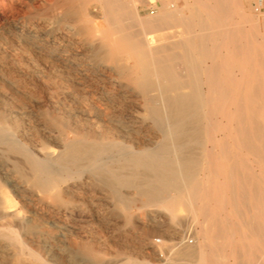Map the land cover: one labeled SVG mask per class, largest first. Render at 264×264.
Segmentation results:
<instances>
[{"label":"bare ground","instance_id":"1","mask_svg":"<svg viewBox=\"0 0 264 264\" xmlns=\"http://www.w3.org/2000/svg\"><path fill=\"white\" fill-rule=\"evenodd\" d=\"M74 1H69L72 10L86 11L89 2L93 11L100 10L108 34L102 36L103 42L92 44L90 57L113 67L129 90L110 92L105 109L98 107L94 117L87 113L96 121H85L97 129L67 120L63 127L73 137L61 147L45 136L40 137L38 148L30 147L10 132L0 112L1 153L13 155L14 169L25 179L17 188L33 215L15 214L10 200L0 198V264L9 257L13 264L23 263L25 254L42 264L38 248H52L57 239L45 223L71 218L84 188L93 191L89 193L92 200L98 189L105 190L113 210L127 209L135 197H144V205L163 209L177 225V209L183 207L200 224L195 244L186 240L174 250L184 264H264V32L259 31L257 16L245 13L240 0H193L194 7L186 6L188 0L185 7L161 0V7L146 16L125 0H82L79 5ZM129 25L134 28L130 30ZM166 29L173 30L163 35L164 42L152 34ZM128 60L133 64H127ZM235 68L241 78L236 77ZM149 136L153 139L148 140ZM242 152L257 162L258 172L251 171L250 157ZM83 251L93 256L89 264L101 263L93 247ZM145 253L151 261L153 254ZM149 260L127 256L113 264H148Z\"/></svg>","mask_w":264,"mask_h":264},{"label":"rangeland","instance_id":"2","mask_svg":"<svg viewBox=\"0 0 264 264\" xmlns=\"http://www.w3.org/2000/svg\"><path fill=\"white\" fill-rule=\"evenodd\" d=\"M69 1L70 0H65V1L64 0L63 1L61 0H57V1L56 0H0V4H1L0 5V45H1L0 46V66H1L0 67V74H1L0 75V92L2 93V94L0 93V112H3L4 116L6 117L5 123L6 122L7 123L5 124V126L8 127V129H10V132L12 134L14 133L13 135L16 137H19L20 140L23 139L22 141L26 142L32 148L33 147L38 148L40 146L41 136L48 137V139L53 142L52 144H55V146L61 147L64 140H66L67 138L70 139L73 137V134L69 133L66 127L65 128L63 127V124H67V120L76 121V124L78 126L84 127L86 125L87 129H88L87 125L95 129L96 125H94V123L92 122H95L96 120L95 118H90L89 115L94 117V114H96L98 107L101 109L102 108L105 109L110 104L108 100L106 101V99H108L109 97L110 92L111 93H115V92L122 93L126 90H129L128 87H126L127 82L124 81V79L122 81V78L119 77L117 71L114 70L113 67H111L108 64L106 65L104 63L101 64V63L95 62L94 59L90 57V51H91L92 44L95 45L97 43L103 42L102 36L108 34V26L106 25L105 20L102 17V14L100 13V10L97 9L93 11V8H92L93 4H91L92 2H89V9H87L86 11L82 10L80 7H77L74 10H72L69 7ZM81 1L82 0H75L74 3L79 5ZM125 1L129 5H132V4L136 5L137 11L141 16H146L150 14V13H147L145 9L146 7L145 0L144 1L143 0H125ZM158 1L160 4H158L157 7L160 8L161 0H158ZM174 1L178 7H185L186 5L185 4L186 0H174ZM188 1L189 2L186 6L194 7L193 0H188ZM240 2H241V7L245 11V13L250 14L253 17L257 16V19L259 21V31L264 32V0H240ZM158 8H156V10ZM236 16L237 14H235V17ZM236 18L239 19V16H237ZM246 26L249 27L247 23H246ZM132 28L134 27L132 25L131 26L129 25V29L131 30ZM176 29H178V27H176ZM9 30H11V32H8ZM31 30L34 32H32ZM171 30L173 29H166L164 31H160V32L158 31L152 34L153 36L156 37L158 41H160L161 39V42H164L165 39L163 38V35H165L167 32ZM32 33L35 36L32 35ZM14 34H15V37H14ZM118 34L119 33H114L113 35L115 36ZM31 35L33 39H31ZM24 40L26 43L22 42ZM51 43H52V46L48 45ZM41 44L43 45L40 46ZM17 53H18V56H17ZM56 61L58 63H56ZM75 64L77 65L79 64L78 65L79 68ZM127 64L132 65L133 62L131 60H128ZM46 66L47 68H45ZM37 67L38 68L40 67L39 69H41L43 72L39 70ZM81 67L84 70H82ZM90 67H91V70H90ZM66 69H67V72H66ZM74 72L76 74H74ZM238 72H239V69L235 68L234 73H236V77L241 78V74L240 72L238 74ZM37 73H39L40 75H38ZM84 78H87V79H84ZM100 81L103 83H101ZM33 84H35L36 86ZM103 85H104V88H103ZM50 86L53 88H51ZM28 90L31 92H29ZM68 92L70 94H68ZM135 92L136 91H133V93ZM16 95H17V99H15ZM78 95H81V99H80V96L78 97ZM82 99L83 101L84 100L85 101L83 102ZM12 100H14V102ZM26 100L27 102H25ZM81 105L85 107H82ZM39 106H42V107H39ZM49 108L51 110H49ZM136 108L138 109V107ZM70 110L72 111L71 113H70ZM50 112H52L53 117H56L57 120L59 121L58 125L52 122L53 120H51L50 118L51 117ZM47 114H48V117H47ZM69 115L71 117H69ZM85 118L92 120V122L90 120H88L89 122L85 121ZM27 121H29L30 123ZM40 121L42 123H40ZM32 125L33 126L36 125V126L32 127ZM136 127L137 125H135V127L133 128H136ZM18 130H19V133H17ZM60 130H63L62 136H60ZM36 131H38V133ZM64 137L65 139H63ZM151 139L153 138H150L149 136L148 140H151ZM27 141L30 143H28ZM1 151H2V145L0 144V155H1L0 156V165H1L0 166L1 167L0 168V178H1L0 179V198L1 199L7 198L10 200L12 204V207H11L12 211H14L15 214L22 216V214L24 213L23 214L24 216L26 215V216L32 217L33 215L30 212L27 199L24 197L22 193L23 191L21 189H18V188H21L19 186L20 184L24 183L23 180L25 179L21 177L18 174V172L14 169V166H13L14 159L12 157L13 155L8 157L4 155L3 153H1ZM242 154L248 155L250 157L247 160V162H249V164L255 167V168L253 167L251 171L258 172L260 169L256 167L257 165L255 163L257 162L252 158V156L246 152L245 153L242 152ZM63 184L64 183H62L60 186H62ZM86 189L84 188L85 192L81 193V195L78 196V198H76L77 203L75 202L74 204H75V207L77 208L74 209L75 211L73 212V215L71 218H69L68 220H67V217L55 219L54 224L45 223L46 224L45 226H47L50 229V231H52L53 235L55 234L57 236V239L55 240L56 242L54 243L55 247L53 246L52 248H48V249L38 248V253L41 258L42 264H84V263L89 264L90 263L89 261L93 259L92 258L93 256L92 255L87 256L88 253L83 250L85 248H90V247L91 248L93 247L94 249L98 251L97 255L98 256L100 255L98 257L101 262L100 264L119 263L120 261L124 260L127 256L137 257L141 261H148L150 258H148L145 251H150L154 257V258L153 257L151 258V261L149 260L148 264H184V261L176 259L174 250L186 244L184 243L186 242V240L191 242V243L189 242L190 245H194L195 242L199 239L198 229H200V224L194 217L188 215V213L186 212L185 209H183V207H180V208L178 207L177 209L178 210L177 213L179 215V220L181 223L177 225L176 223L172 222L168 218L166 212L163 209L156 207V206L144 205V202L146 201L144 197H138V198L135 197L134 200L131 201L127 209L117 207L115 208V210H113L112 203L110 199L108 198L105 190L98 189L97 190L98 193L96 192V196H94L92 200L90 199L91 197L89 193L93 191L92 190L90 191V189L88 188ZM34 190L37 191L39 194H42V192L39 189L34 188ZM83 199H85V202ZM88 206L89 208H87ZM173 224L175 225L173 226ZM182 224H185V225H182ZM87 225H90V226H87ZM66 248H68L67 251L65 250ZM9 259L10 257L7 258V260H5L4 263L13 264V261ZM23 259H24L23 263H20V264H36L37 263L35 261L30 260L29 256L26 254L23 255ZM72 260H75V261H72ZM115 260L117 262H115Z\"/></svg>","mask_w":264,"mask_h":264},{"label":"built area","instance_id":"3","mask_svg":"<svg viewBox=\"0 0 264 264\" xmlns=\"http://www.w3.org/2000/svg\"><path fill=\"white\" fill-rule=\"evenodd\" d=\"M144 1V0H143ZM147 13L153 14L156 11L159 1L158 0H145Z\"/></svg>","mask_w":264,"mask_h":264}]
</instances>
